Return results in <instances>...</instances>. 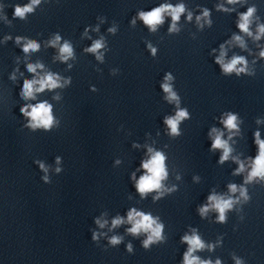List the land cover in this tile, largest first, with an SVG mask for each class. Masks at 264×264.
Here are the masks:
<instances>
[{"label":"clouds","instance_id":"1","mask_svg":"<svg viewBox=\"0 0 264 264\" xmlns=\"http://www.w3.org/2000/svg\"><path fill=\"white\" fill-rule=\"evenodd\" d=\"M236 0H229V3H235ZM39 3V0H32V4L26 5L23 8L17 6L15 9V15L18 17L23 18L25 13L32 11V5ZM184 11L183 5H178L176 7H172L171 5H162L158 8L153 9L152 11L148 13H140V18L144 21L145 24L149 25L151 29L154 31L156 25L163 22V16L162 14L167 12L169 15L172 16V19L174 21L172 28L170 30H175V21H177L180 17V14ZM254 9H249L246 14L241 15V23L238 25L239 28L243 32H248V25L250 23L249 18L251 17ZM205 15H207V12H205ZM190 18V17H189ZM259 32L261 34H264V26H261L259 28ZM251 33H249L250 35ZM235 39L241 43V46H243V42L241 41L240 37H235ZM257 39H259V36H257ZM56 40H59V37L56 38ZM55 43V41L53 42ZM38 44L35 42L29 41L24 46V51L28 52L31 50H36L38 48ZM102 47L101 41H96L91 48L88 49V51L96 52L98 49ZM63 55V59H67L72 55V49L69 46L68 43H65L63 47L60 49ZM153 53H155V49H152ZM261 56H264V52H261ZM99 58V57H98ZM217 63L221 64V67L223 68V71L225 73H230L233 70H236L238 73L244 71V68L237 69L238 64H244V58L243 57H234L230 63H224L223 62V52L221 53V57L217 59ZM42 67V65H28V71L29 72H36V69ZM166 79H171L170 76H167ZM38 84L39 87H36L34 89V85ZM60 86L58 83V78L54 77L52 74H48L46 77H43L39 80H26L23 84L21 96L25 99L27 98H34L33 92H43L46 88L52 89L55 87ZM163 89L165 92L168 93V99L169 101H175L177 99L176 94L172 91L171 87L166 83L163 86ZM31 109L30 111L28 109ZM20 111L23 115L30 117V123L28 127L32 128L33 130L38 128H43L45 130L51 129L53 126L54 120L53 116L51 114V105L47 104L46 102H41L35 106L32 105H25L20 108ZM186 111H178L176 116L173 118H169L166 120L167 125L171 129L172 134H178V124L179 122L187 116ZM236 117L234 115H229L228 118L224 121L225 126L229 129L236 128ZM213 131H216L213 129ZM256 143L259 145V155L255 159V166L253 171L250 173L249 180L252 177L264 175V141H261L259 139V133H256ZM213 148H220L223 149V155L221 156V162L228 159V155L231 151V149L228 147L227 142L221 139V135H217L214 139V142L212 144ZM151 151V149L149 150ZM164 159L165 157L157 152L155 153L152 158L144 162L142 164V167L147 170L146 175L141 176L137 183V189L138 191L143 194L147 191L155 190L160 187V181L166 176L165 167H164ZM57 163H59V158H57ZM41 169H44V165L40 164ZM243 165H241V168L238 170H242ZM57 171H60V169H57ZM45 180L47 178L45 177ZM231 191H236L235 185H230ZM241 194L243 195V190L241 191ZM210 201H213V206L219 211L220 213V220L222 221L224 219V212L226 209L230 208L232 205L231 200H224L222 198H217L216 196H210ZM201 214L208 211V209L202 208ZM128 221L133 222L132 228H130L128 231L137 234L140 231H150L151 235L149 236L148 240L144 241V246L147 247L149 243H151L154 239L160 237L161 234V225H155V221L150 217V215H145L143 213H138L134 209L129 212L128 214ZM124 221L117 217L112 221V226L116 227L123 223ZM96 223L103 228L104 225L107 223L106 221L104 223H101L100 220H97ZM93 239H96V234H93ZM184 240H186L189 245V252L185 255V264H210V262H198L197 258L192 257L189 258L191 255V252L195 249L202 248L203 245L199 239V237L193 235L192 237L185 236ZM120 242L119 237H112L111 243L113 245L118 244ZM129 250H131V247L129 246ZM217 264H219V261H217ZM239 264V262H237Z\"/></svg>","mask_w":264,"mask_h":264}]
</instances>
